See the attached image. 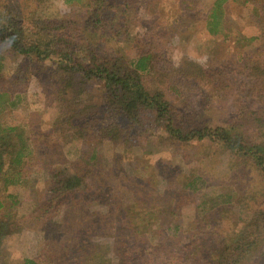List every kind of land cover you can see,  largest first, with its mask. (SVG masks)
Here are the masks:
<instances>
[{"label": "trees", "instance_id": "16d2710c", "mask_svg": "<svg viewBox=\"0 0 264 264\" xmlns=\"http://www.w3.org/2000/svg\"><path fill=\"white\" fill-rule=\"evenodd\" d=\"M44 1L22 0L16 8L0 7V60L7 51L21 57L22 63L43 66L42 63L50 62L44 69L48 77L56 78V121L65 133H71L79 142L105 140L127 145L146 135L151 124L161 128L171 143L193 140L217 143L234 158L250 163L264 179L263 125H256L254 138L235 123L193 127L184 123L185 117L174 103L176 79L213 84L218 70L186 57L173 67L162 53L144 49L131 55L124 49L127 47L123 37L129 31L130 16L137 14L138 7L150 18L158 16L162 12V0H139L138 4L134 0H65L82 7L84 16L80 20L39 16L37 9ZM226 1L222 0L221 7V0H216L210 8L206 23L210 34L222 31L225 36L238 35V28H232L224 18ZM241 3L258 34L245 38L250 47L239 57L238 74L242 78L233 83L236 106L242 96L253 98V102L260 97L264 102V0H241ZM28 4L31 9H24ZM22 67L5 76L0 63V107L14 104L23 93L32 73L26 66L24 70ZM227 77L222 71L223 89L228 87ZM89 81L98 83L97 93L90 97L84 95ZM242 107L240 112L244 110ZM143 113L151 114L152 123L143 119ZM247 113L259 112L247 108ZM30 150L23 131L0 121L1 190L24 180L34 152L33 148ZM98 155L93 148L80 167L60 162L51 170L46 195L32 211V222L39 228L41 250L24 257L21 264H194L189 253L182 255L188 246L179 249L178 242L147 243L144 239L147 235H143L146 233L142 234L146 224L134 221L124 232L117 229L112 202L94 197L98 207L105 206L103 213L110 215L114 225L101 216V211L82 210L84 196L80 195L99 188L94 185V175L101 172L94 171L91 165L97 162ZM192 184L190 179L187 185ZM5 202L0 200V208H4L0 214V264L5 239L21 228L15 213L10 211L17 202L15 196L7 193ZM95 237L117 239L112 248L114 261L100 253ZM134 239L143 240L144 245L132 244ZM263 241L264 201L247 214L236 236L213 253L209 264H241Z\"/></svg>", "mask_w": 264, "mask_h": 264}, {"label": "rangeland", "instance_id": "374dc122", "mask_svg": "<svg viewBox=\"0 0 264 264\" xmlns=\"http://www.w3.org/2000/svg\"><path fill=\"white\" fill-rule=\"evenodd\" d=\"M134 1L139 3V0ZM215 1L162 0L161 14L152 18L142 14V8L138 7L137 14L129 18V31L123 37L127 47L124 49L131 55L144 49L162 53L173 67L186 57L208 69L218 70L213 84L199 83L201 81L193 78L194 81L176 79L172 97L185 117L184 123L212 128L235 123L254 138L257 124L264 129L263 99L258 97L253 102V98L242 96V100H237L238 106L234 105L233 83L237 84L242 78L238 74L239 57L250 47L245 38L258 31L241 0H227L224 18L232 28H238V35L225 36L222 31L210 34L206 30L207 15ZM21 3L22 0H0V7L16 8ZM220 5L222 7V0ZM31 7L28 4L24 9ZM219 9L221 18L222 9ZM83 11L80 5L65 0H46L37 14L80 20ZM2 55L1 71L5 76L13 75L22 65L32 74L14 104L0 107V121L23 131L27 144L34 150L24 180L0 189L2 202L7 193L15 196L16 204L8 208L15 213L21 227L5 239L2 264H21L24 257L40 252L41 238L39 228L32 222V211L46 195L51 170L60 162L80 167L93 148L99 154L97 162L91 164L94 171L101 172L94 175V185L99 188L80 195L84 196L82 210L103 213L105 206L98 207L94 199L112 202L117 229L124 232L134 221L146 224L142 234L146 233L143 235H147L144 238L147 243L178 242L179 249L188 246L182 255L189 253L194 264H209L213 253L236 236L247 214L264 201V179L255 168L208 140L171 143L161 128L151 124L146 135L127 145L73 139L71 133H65L57 125V82L56 78L48 77L44 69L50 62L42 63L43 66L27 64L11 52L5 51ZM222 71L229 75L225 89ZM97 91L98 83L89 81L84 95L90 97ZM240 106L243 112L239 111ZM244 107L255 108L259 113L250 115ZM143 117L147 123H152L150 113H143ZM257 117L261 121H257ZM190 179L193 184L189 187ZM3 211L4 208H0V214ZM101 216L114 225L110 215ZM94 240L100 253L114 261L112 248L117 239L95 237ZM136 240L132 244L144 245L143 240ZM241 264H264V243Z\"/></svg>", "mask_w": 264, "mask_h": 264}]
</instances>
